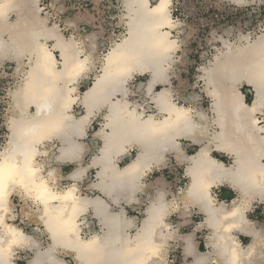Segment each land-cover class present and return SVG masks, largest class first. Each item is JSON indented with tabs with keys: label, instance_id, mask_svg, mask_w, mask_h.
<instances>
[{
	"label": "snow or ice",
	"instance_id": "snow-or-ice-1",
	"mask_svg": "<svg viewBox=\"0 0 264 264\" xmlns=\"http://www.w3.org/2000/svg\"><path fill=\"white\" fill-rule=\"evenodd\" d=\"M250 2L252 0H237L240 5ZM261 2L264 3V0ZM152 4L155 6L150 7ZM170 4L171 0H158V3L155 0H130L128 7L142 11L143 16L131 26L128 39L117 44L104 58L103 75L84 93L82 103L87 109V115L79 120L69 114L79 100L78 97L73 98L77 89L71 85L88 72V58H78L79 45L73 40L66 41L58 37L51 51L38 46L35 67L30 72L23 90L25 112L35 105L36 114L27 121L26 131L14 136L10 149L0 154V212L8 211L7 205L12 191L10 186L19 185L27 196L44 206L46 219H42L55 244L75 252L81 264H159L163 244L156 242V235L157 229L163 227L167 206L163 203L161 195L160 202L151 208L147 222L132 235L128 230L135 225L125 218L123 212L114 215L109 205L103 201L82 199L76 195L75 185L66 190L54 191L55 185L53 183L50 186L49 181L58 178L59 170L52 168L45 179L41 174L43 169L38 163V157L42 155L39 147L54 139L67 138L70 146L63 149L56 160H79L81 146L71 141L70 137L85 136L89 117L105 104H110L104 127L110 128L111 132L104 133L106 147L101 159L108 165H114L113 158L121 152H126L125 145L138 142L150 147L142 161H137L120 174L126 178L129 187L137 190L139 178L150 168L146 161L160 158L159 152L167 151V146L176 147L174 141L177 136L193 132L197 126L191 122V109L177 107L167 91L156 93V89L167 82L160 65L170 58L172 51L177 47L176 42L169 39V33L161 30L164 26L175 27L169 14ZM226 47L230 49L231 45ZM8 51L6 44L0 45V54L6 55ZM248 51L252 54L253 62L248 64L245 70L231 67L233 85L230 108L237 122L245 121L243 125L237 123V127L240 130L248 129L249 143L257 144L253 133L259 134V146L247 151L233 145L223 131L218 133L213 138L218 148L236 155L237 167L234 169L226 168L216 160L210 159L206 150H202L195 158L185 157L183 153L178 156L181 160H193V166L186 173L193 181L189 195L208 209L209 221L211 227L216 230L214 236L218 241L230 242L222 245L223 254L229 255L228 264H242L244 249L232 236L224 234L230 233L234 228H240L242 223H247L244 219L247 201H242L233 211L218 219L220 210L212 207L213 200L209 192L211 184L231 180L234 185L240 186L245 194L251 187H259L264 191V163H261L264 161V39L250 45ZM230 60L231 54L221 50L217 56V66L228 70ZM149 66L154 70L152 80L147 82L146 91L149 97L154 99L160 113H166L161 120L154 117L145 120L135 109L130 111L127 103H121L119 100L111 102L112 97L123 90L122 86L133 79L134 72H146ZM145 80L146 77L140 78L142 86ZM61 85L63 87H60ZM253 85L256 87L257 100L253 107L249 108L248 103H253ZM242 92H248L249 95L244 97ZM209 95L215 97L217 93L212 91ZM218 115L220 119L217 122L223 129L224 112L220 111ZM17 157L22 159L18 160ZM213 170L216 172L215 179L210 176ZM86 171L78 169L71 179L80 180ZM257 174L260 176L259 183L256 180ZM124 184L125 180L122 179L118 184L105 187V192L111 196L117 187H123ZM54 201L60 203L53 205ZM89 208L94 209L95 215L101 218V223L108 229L102 239L99 236L86 238L79 234L77 219L87 213ZM233 218L237 222H233ZM0 231L3 232V235H0V264H12L14 247L28 246L30 238L7 225L3 215H0ZM193 251L194 247L189 238L185 253L191 255ZM195 264H208L207 256H201Z\"/></svg>",
	"mask_w": 264,
	"mask_h": 264
},
{
	"label": "bare ground",
	"instance_id": "bare-ground-1",
	"mask_svg": "<svg viewBox=\"0 0 264 264\" xmlns=\"http://www.w3.org/2000/svg\"><path fill=\"white\" fill-rule=\"evenodd\" d=\"M40 0H0V45L6 44L8 46L9 51L6 55L0 54V61H4L6 59L16 60L19 65V71L22 72L23 77L21 82H17L13 89L9 92V96L11 98L10 108L8 109L7 116V142L3 150L0 154L6 153L11 147V141L14 136L21 134L26 131L27 121L31 120L33 116L36 114V107L32 105L27 113L23 108V90L26 87L27 79L35 67L37 56L36 52L38 51V46L46 47L50 51L54 49V45L56 43L57 38H63L62 35L58 32L57 26L52 24L49 26L47 24V17H42L40 15L39 7ZM232 3L240 6L237 3V0H228ZM158 3V0H155ZM172 2L169 8L170 18L175 24V27L169 28L164 26L161 30L169 33V39L176 42V39H173V31H177L180 27V22L178 20H174L171 16V7ZM122 3V14L119 17L123 27L124 34L119 40L113 41L109 49L98 62L95 63L93 56L95 54V46L91 45L85 53L79 48V59L83 60L85 57L88 58V72L84 75L88 74L90 70L95 69V73L93 75L92 83L80 94H73V98H79L78 102L73 105H77L80 107L82 113L79 116H75L72 111L69 113L73 116L74 119L79 120L82 116L87 115V109L82 103L84 93L90 90L96 83L97 79L103 75L102 69L104 64V58L111 52L112 48H114L117 44L123 43L131 31V26L133 23L139 21L143 16L142 11L137 10L134 7H128L130 0H121ZM249 4V3H247ZM243 4V5H247ZM155 4L150 5V7H154ZM260 32V31H259ZM38 34V35H37ZM64 39V38H63ZM264 39V32L260 33L253 39L250 37V34L239 36V41L234 43L225 42L223 51L226 54H231L230 67L228 70H225L222 66H217V56L214 57L213 61L209 64L208 67L203 69L202 80L204 82V90L207 97L211 100V112L213 114V120L210 119L209 116L201 109L197 107H189L185 105H180L176 102L173 95V87L171 83V76L173 75V64H174V56L177 53V47L172 51L170 58L167 59L163 64L160 65L161 69L164 71L167 82L160 88L156 89V93L158 94L160 91H167L170 93V98L173 103L177 105V107H184L185 109H191L190 116L192 124L197 127L193 130L191 134L180 135L177 136L174 143L176 147L167 146L168 150L159 152V157L156 160L146 161L150 164V168L148 171L144 173L143 176L139 178L137 190H133L126 183V178H123L120 174L124 173L126 170L130 168V166L134 165L137 161H142L144 159L145 153L150 151V147L145 143L133 142L132 145H125L126 152H121L119 156H115L113 159L115 161L114 165H108L105 160L101 159L104 156L106 141L104 137V133L111 132L110 128H105L104 125L107 123V117L110 111V104H105L102 108L97 110L93 116L89 117V126L95 120V118L100 117L99 128L93 133V137L99 140L100 145L97 150V153L93 155L92 159L87 162V164H83L82 160L85 155V144L83 142L84 138L87 136V129L85 136L70 137L71 141H75V143L81 146V153L79 160L75 161H65L60 162L56 160V157L61 154L63 149H66L70 146L69 139L67 138H58L52 141L45 142L43 145L39 147V152L42 154L38 157V163L42 167V175L47 179L48 171L52 168H58L57 176L58 178L54 181H49V185L52 186L53 183L55 185L54 191L66 190L68 187L75 185L77 188L76 195L81 197L82 199H87L90 201H103L104 203L109 205V209L112 214L117 215L121 212L124 213V216L127 220H131L135 225L134 228L129 229L128 231L135 235L136 230L143 226L144 223L147 222V218L150 214V210L154 204L160 202L161 195L163 196V203L167 206V215L163 218V227L157 229L156 242L162 243L163 248L161 249V257L159 259V264H167L168 259V247L170 240L181 239L184 242L183 253L184 257L192 258V262L190 264H195V261L201 256H207L208 262L214 261L216 264H228L229 255L223 254L224 243H230L228 241H218L217 237L214 236V232L216 231L211 227V223L209 221V211L208 209L199 202H196L193 197L189 195L190 190L192 188V177L190 175H186L188 170L193 166L192 159H178L180 153H183L185 157L195 158L199 155L202 150H206L209 152V158L216 160L218 164H223L226 168L234 169L237 167L235 164L236 155L234 153H229L226 151H222L218 148L217 143L213 140V138L222 131L229 137L230 142L244 150L252 151L254 148L259 146L258 141V133H253L257 138V144H251L248 141V129L240 130L237 127V123L243 125L245 123L244 120H240L237 122L236 116L233 114L230 108V101L232 95V71L231 67H236L241 70H245L248 64L253 62L252 54L248 51L250 45H254L256 42ZM65 40V39H64ZM73 40L74 39H70ZM67 41V40H66ZM75 42V41H74ZM49 43H52L51 48L49 47ZM76 43V42H75ZM77 44V43H76ZM226 45H231L229 49ZM219 54V53H218ZM26 59V62H24ZM97 64V67H96ZM27 66V70L25 71L22 67ZM153 68L149 66V70L146 72H134L133 79L127 81L122 88V91H118L114 97H112V103H115L119 100L121 103H127L129 106V110L135 109L138 114H142L143 119H148L149 117H154L157 120H161L166 116V113H160L158 106L156 105L154 99L149 97L146 91L147 82L152 80ZM83 75V76H84ZM82 76V77H83ZM146 77L145 85L143 88L146 92V95L149 100V105L151 106V111L146 112L145 108L138 104L137 102L131 101L130 94V85L134 81L135 77ZM81 77V78H82ZM80 78V79H81ZM79 81V80H78ZM78 81L75 83L77 84ZM75 84L71 85V87H75ZM60 87H63L62 85ZM253 87V103H248V107H253V104L257 100V96L255 94L256 87ZM215 91L217 95L215 97L209 95L210 92ZM244 96L243 93H241ZM246 102V101H245ZM247 103V102H246ZM220 111L224 112V128L220 127V124L217 122L220 117L218 113ZM80 112V111H79ZM243 115V114H241ZM183 125H181L182 127ZM264 126V125H262ZM184 143H189L190 146L195 147V151L192 154H188L187 150L189 147H186ZM49 149H52L53 153V161L54 166L50 169L45 167V158L49 155ZM135 151V156L131 161L127 162L124 166L118 165V159L126 156L131 151ZM212 152H217L223 155H227L230 157L232 162L230 164H225L223 161L218 160L217 158L212 156ZM173 154L174 160L184 165V175L187 179V183L184 188L180 190L178 195H172L170 192L166 191L163 186L159 185L158 187L153 188V196L151 199L147 200L145 203L143 217L138 218L135 215H131L128 213L126 207L129 206L133 202L138 204H142V200L139 198L140 195L146 193L150 185H145V180L148 177V174L152 172V170L164 168L168 163V155ZM44 158V159H43ZM17 159H22L21 157H17ZM264 163V161H261ZM70 164L74 166V169L70 172L64 173L61 165ZM78 169H86L84 176L80 180H72L71 177L74 172ZM93 169L95 172V179L88 183L86 186L87 191H94L96 194L94 196H90L88 194H83L82 187L80 184L87 176V173ZM212 179L216 178V172L213 170L210 173ZM124 179L125 184L123 187H117L112 195L109 196L105 192V187H111L114 184H118L120 180ZM257 183L260 181V176L257 174L256 176ZM222 185L228 186L232 191L236 193V198L232 200L229 205H225L223 202H216L215 196L213 195V189L218 188ZM12 189L11 195L9 196V203L7 205V212H0V215L5 217V223L9 226H12L24 234L25 237L30 238L29 245L26 247H14L13 251L15 255L12 257V264H14L15 256L17 251H29L31 254V258L26 261V264H81L79 256L68 249L60 247L55 244L53 241L51 234L48 232L47 227L44 223V206L34 199L30 198L24 193V189L19 185H11ZM152 188V187H151ZM211 198L213 200L212 207L220 210L217 214V218H223V216L238 206L242 201H247V209L244 212V219L247 222L246 224H240V228H234L230 233L224 235L232 236L235 241L239 244L240 241L236 235V233H241L250 238V242L247 245H242L244 249V255L241 257L242 264H264V228L261 226H257L256 223H252L247 219V212L250 210L254 203H260L264 206V191H262L259 187H251L247 190V194L242 188L238 185H234L231 180H223L219 183H212L209 189ZM170 194L167 196V194ZM14 198V199H12ZM14 200L22 202L19 213L17 212L16 206L14 204ZM53 205L59 204V201L52 202ZM117 207L119 210H113V207ZM194 208L198 212L202 214L204 219L196 224L193 232L179 235L177 234V230L171 226L168 222V217L171 211H178L180 216L189 215V209ZM17 217H23L26 220L34 223L37 226L41 227L42 234L46 237V243L39 240L37 236L29 235L25 232L24 228L17 224ZM44 217V219H42ZM87 217L95 220L98 226V230L92 233L84 232V225L86 223ZM233 222H237L235 218H233ZM77 224L79 225L80 232L79 234L82 237H94L99 236L101 239L104 237L105 233L108 229L105 227L103 223H101V218L95 215V211L93 208H89L88 212L81 215L77 219ZM202 228L208 231L206 236L205 245L210 251L208 252H200L197 251V243L194 240V235L196 232L201 230ZM243 229V231H242ZM255 233V235H253ZM221 234L223 231L221 229ZM0 235H3V232L0 231ZM191 238V243L193 244L194 251L191 255H187L185 253V248L187 247V243ZM46 244L44 248L42 245ZM215 245V247H214ZM67 260V261H66Z\"/></svg>",
	"mask_w": 264,
	"mask_h": 264
},
{
	"label": "rangeland",
	"instance_id": "rangeland-1",
	"mask_svg": "<svg viewBox=\"0 0 264 264\" xmlns=\"http://www.w3.org/2000/svg\"><path fill=\"white\" fill-rule=\"evenodd\" d=\"M39 7H41L40 15L47 17V24L49 26L55 24L58 32L65 40L74 39L83 53L88 51L91 45H94L95 54L93 59L95 63L107 52L113 41L119 40L124 34V27L119 20L122 14L121 0H93V2L92 0H40ZM171 16L174 20L180 22L179 29L172 32L173 39H176L179 46L174 56L175 62L173 64V75L171 76L174 99L180 105L201 108L212 119L211 100L205 94L204 82L202 80L203 69L208 67L214 57L223 50L225 42H237L239 41V36L246 34H250V37L253 39L264 32V3L261 0H252L247 5L238 6L228 0H173ZM51 45L52 43H49L50 48ZM24 62H26V59H24ZM22 69L26 71L28 68L27 66H23ZM19 70L16 60L6 59L0 61V152L7 142L8 131L4 130V124L7 129L8 109L11 104L9 92L17 82H21L23 77L22 72ZM94 70V68L90 70L88 74L84 75L75 84L77 95L82 93L91 84L95 73ZM140 78L135 77L129 86L131 90L129 98L131 101L143 106L148 113L151 111V106L149 105L146 92L140 83ZM145 82L143 85H145ZM242 93L244 97L249 95L248 92ZM81 113L80 107L75 105L73 107V114L79 116ZM99 120L100 117L93 121L97 123V125H93V130L95 131L99 128ZM92 140L90 141L91 143L95 141L97 146H99L100 143L95 138ZM184 144L186 147L190 146L189 143ZM92 151V154L96 153L95 148ZM194 151L195 147L190 146L187 153L192 154ZM51 154L52 149H49V155L45 158L44 162L47 169H50L54 165L51 161ZM132 156L133 153L121 159L118 164L120 166L126 164ZM222 159L227 164L231 162L229 157H222ZM184 168L185 164L177 163L174 160V155L169 154L166 166L164 168L153 169L148 175L145 183L152 188L149 187L147 192L142 195L141 200L143 205L133 203L130 207H127V211L131 215L141 217L145 202L152 196L153 188L159 185L163 186L172 195H178L187 183ZM62 169L67 173L74 168L71 165H64ZM94 175V171L92 170L88 174L87 180L92 178L90 181H93ZM83 185V194L95 195L94 192H88ZM169 195L168 193L167 196ZM14 204L19 213L23 203L14 200ZM115 210L118 211L119 209L115 208ZM193 212L195 211H192V214ZM184 217L181 218L178 214L172 212L168 218L179 235L193 232L195 227L193 225H196L189 223L188 218ZM198 219L199 217L195 220ZM262 219H264V216H262ZM18 224L25 229L27 234L32 236L38 234L37 237L42 238L44 243H46V237L42 234V231H38L35 234L33 229L36 226H32L24 219H19ZM94 226V222H89L87 232L95 231L97 227ZM30 227L33 228L30 229ZM199 236L200 234L198 233L196 237ZM196 241L198 242L200 239L196 238ZM181 249L178 239L170 240L167 264L182 263ZM21 254L27 255L29 258V254Z\"/></svg>",
	"mask_w": 264,
	"mask_h": 264
},
{
	"label": "crops",
	"instance_id": "crops-1",
	"mask_svg": "<svg viewBox=\"0 0 264 264\" xmlns=\"http://www.w3.org/2000/svg\"><path fill=\"white\" fill-rule=\"evenodd\" d=\"M95 1H99V0H95ZM92 2H93V0H92ZM122 4V3H121ZM92 83V82H91ZM95 119H97V118H95ZM99 122H100V120H99ZM93 125H97V123L96 122H92L91 124H90V126L88 127V129H87V136L84 138V140L83 141H85V139H86V141L84 142V146H85V155H84V158H83V160H82V163L83 164H87V162H89L91 159H92V157H93V155L94 154H92L93 153V148H95L96 149V153H97V150H98V148H99V146H97V143L94 141V143L92 142H90V141H93L92 139L94 138L93 137V133L95 132V130H93ZM4 130L7 132V129H6V126H5V124H4ZM97 140V139H96ZM89 141V142H88ZM98 142H99V140H97ZM100 143V142H99ZM91 145V147H90V145ZM100 145V144H99ZM53 153L54 152H52V154H51V161H52V163L54 164V161H53ZM95 153V154H96ZM133 153V156H132V158L135 156V151L133 150V151H131L129 154H127L126 156H124V157H121V158H119L118 159V162L117 163H119V161L121 160V159H123V158H125V157H127V156H129V155H131ZM214 153H215V155H214ZM212 156L213 157H215V158H217L218 160H221V161H223L225 164H227L223 159H222V157H228L227 155H223V154H220V153H217V152H212ZM132 158L129 160V161H131L132 160ZM229 159H230V157H229ZM128 161V162H129ZM231 162H232V160H231ZM230 162V163H231ZM229 163V164H230ZM127 164V163H126ZM64 165H68V164H63V165H61V168L64 166ZM70 165V164H69ZM119 165V164H118ZM125 165V164H124ZM124 165H122V166H124ZM54 166V165H53ZM72 166V165H71ZM120 166V165H119ZM73 168H74V166H73ZM155 169V168H154ZM92 170L93 169H91L88 173H87V176H85V179L83 180V182L80 184V186L82 187V185L84 186V187H86L87 186V184L88 183H90V182H92V181H90V180H92V178H89L88 180H87V178H88V174L89 173H91L92 172ZM94 171V170H93ZM64 172V171H63ZM65 173V172H64ZM94 174H95V172H94ZM150 174V173H149ZM148 174V175H149ZM95 176V175H94ZM94 179H95V177H94ZM147 179V178H146ZM85 181V182H84ZM90 181V182H89ZM145 182H146V180H145ZM145 185H147L146 183H145ZM148 186V185H147ZM83 189V188H82ZM88 192H90V193H93L94 191H88ZM147 192V191H146ZM213 195L215 196V199H216V202H223L225 205H229L231 202H232V200L234 199V198H236V193L234 192V191H232L228 186H225V185H222V186H220V187H218V188H214L213 189ZM95 193V192H94ZM96 194V193H95ZM145 194V193H144ZM143 194V195H144ZM89 195V194H88ZM90 196H94V195H90ZM152 196H153V194H152ZM152 196L149 198V199H151L152 198ZM141 197H142V195H140L139 196V198L141 199ZM148 199V200H149ZM133 203H136V202H133ZM132 203V204H133ZM146 203V202H145ZM131 204V205H132ZM131 205H129V206H124V207H126V209H127V207H130ZM139 205H143V203L142 204H139ZM145 205V204H144ZM115 208H117V207H113V210H115ZM115 211H117V210H115ZM189 211H190V214L189 215H185V217H187L188 218V222L189 223H192V224H198L199 222H201L203 219H204V217L202 216V214L200 213V212H198L197 210H195L194 208H191V209H189ZM192 211H195V212H193V214H192ZM172 212H174V213H176V214H178L179 216H180V214H179V212L178 211H171L170 212V215H171V213ZM128 213H129V211H128ZM129 214H131V213H129ZM170 215H169V217H170ZM246 216H247V219L249 220V221H251L252 223H256V225L257 226H261L262 228H264V219H262V216H264V206L262 205V204H260V203H254L253 205H252V207L250 208V210L247 212V214H246ZM138 218H140L139 216H137ZM141 217H143V212L141 213ZM168 217V218H169ZM181 218H183L184 216H180ZM184 217V218H185ZM199 217V219L198 220H195L196 218H198ZM257 218H260V219H257ZM19 219H24L26 222H28V223H30L32 226H36V228H34L33 230L35 231V234H37L38 233V231H41V227L40 226H37V225H35L34 223H32V222H30V221H28V220H26L25 218H23V217H17V219H16V222H17V224H18V221H19ZM195 220V221H194ZM89 222H91V223H93L94 222V225L97 227V229H95V231H97L99 228H98V226H97V223L95 222V220H93L92 218H90V217H87V219H86V223H85V225H84V232L85 233H87V234H89L88 232H87V229L89 228ZM168 222L170 223V221L168 220ZM171 224V223H170ZM20 225V224H19ZM21 226V225H20ZM94 226V227H95ZM172 226V225H171ZM193 226H196V225H193ZM33 227H30V229H32ZM25 230V229H24ZM95 231H93V232H95ZM90 233H92V232H90ZM200 234V236L199 237H196L197 236V234ZM207 234H208V231L206 230V229H204V228H202L201 230H199L198 232H196L195 233V235H194V240L196 241V238H199L200 239V241H196V243H197V251H200V252H209L210 251V249H208L207 247H206V245H205V241H206V236H207ZM236 235H237V237H238V239H239V241H240V243L244 246V245H247L249 242H250V238L248 237V236H246V235H244V234H241V233H236ZM36 236H38V234L36 235ZM204 237H205V240H204ZM39 238V237H38ZM39 240H41L42 242H44L43 240H42V238H39ZM179 241H180V244H181V254H182V263L181 264H190L193 260H192V258H190V257H184V253H183V246H184V242L179 238L178 239ZM170 243V242H169ZM44 243H43V245H42V248H44ZM169 248V247H168ZM169 251V250H168ZM21 253H27V254H29V258H28V256L27 255H22ZM16 258H15V261H14V264H26V261L28 260V259H30L31 258V254L29 253V251H17L16 252V256H15ZM26 258H28L27 260H26ZM167 259H168V255H167ZM208 264H216L214 261H209L208 262Z\"/></svg>",
	"mask_w": 264,
	"mask_h": 264
}]
</instances>
